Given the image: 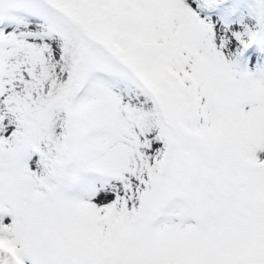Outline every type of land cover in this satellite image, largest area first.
Masks as SVG:
<instances>
[{
    "label": "snow or ice",
    "instance_id": "obj_1",
    "mask_svg": "<svg viewBox=\"0 0 264 264\" xmlns=\"http://www.w3.org/2000/svg\"><path fill=\"white\" fill-rule=\"evenodd\" d=\"M0 264H264V0H0Z\"/></svg>",
    "mask_w": 264,
    "mask_h": 264
}]
</instances>
